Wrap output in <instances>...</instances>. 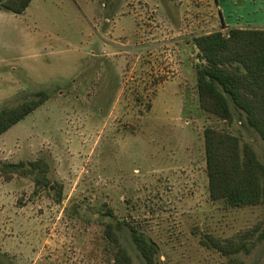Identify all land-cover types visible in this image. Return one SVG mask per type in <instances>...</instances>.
I'll list each match as a JSON object with an SVG mask.
<instances>
[{
	"label": "rangeland",
	"instance_id": "374dc122",
	"mask_svg": "<svg viewBox=\"0 0 264 264\" xmlns=\"http://www.w3.org/2000/svg\"><path fill=\"white\" fill-rule=\"evenodd\" d=\"M214 8L203 0H33L20 15L0 10V111L38 91L49 95L0 141V162L43 159L49 180L63 186L57 204L54 184L34 194L27 178H0V264H113L116 247L104 231L115 222L156 244L155 264H264L257 234L249 254L222 257L201 244L264 228V205L231 209L208 197L204 128L238 137L264 164V141L244 116L228 122L196 109L195 61L185 43L218 28ZM177 10L178 47L135 67L127 40L136 30L154 33L152 40L169 36ZM254 16L250 8L231 15ZM147 61L155 64L144 68ZM116 234L131 264H145L129 229Z\"/></svg>",
	"mask_w": 264,
	"mask_h": 264
},
{
	"label": "trees",
	"instance_id": "16d2710c",
	"mask_svg": "<svg viewBox=\"0 0 264 264\" xmlns=\"http://www.w3.org/2000/svg\"><path fill=\"white\" fill-rule=\"evenodd\" d=\"M32 1L0 0V10L20 15ZM221 29L194 36L189 43L195 61L196 109L228 122L234 120L235 114L244 116V124L264 141V29ZM47 100L48 93L38 91L26 101L0 111V136ZM182 113L185 116V105ZM202 141L209 200L231 209L264 205V164L251 145L209 127L203 129ZM49 170L48 163L40 158L25 163L0 162V178L5 182L27 178L34 194L37 189L49 192L54 184L52 200L60 204L63 186L49 180ZM121 226L129 229L145 264H155L156 244L126 222H115V228L110 223L105 226V238L116 247L113 264H131V257L116 234ZM256 234L258 242L264 240L261 224L225 240L205 236L201 244L222 257L249 254Z\"/></svg>",
	"mask_w": 264,
	"mask_h": 264
},
{
	"label": "crops",
	"instance_id": "0c3cea01",
	"mask_svg": "<svg viewBox=\"0 0 264 264\" xmlns=\"http://www.w3.org/2000/svg\"><path fill=\"white\" fill-rule=\"evenodd\" d=\"M160 3L170 6L172 4H175V2H188V0H158ZM192 1V0H189ZM196 2L198 0H195ZM201 1V0H199ZM208 1L212 2L213 7H215L214 12L216 13V17L212 18V23L215 24L218 28L214 31L222 30L221 28H249V29H264V0H241V4H239V0H203V2ZM245 8H250L251 12L254 16V18L251 21L243 22L238 19H233L231 15L235 14L236 12H240L241 10H244ZM228 14V16H225V14ZM176 15H178L176 17ZM179 17L178 10L175 11V19L170 18L171 21H173V33H169V36L166 34H160L159 40H152L151 37H153L154 33L151 32L149 35H145L143 31L136 30L131 39L127 40L128 43H134L132 47V53L136 56L135 60V67L139 64V58L145 57L147 55H153L156 53V55H162L164 52H166L170 47V49H176L180 43L179 39L177 37H181L182 35L181 31L182 29H178V24L182 22L181 18L178 20ZM168 19V18H167ZM169 20V19H168ZM179 21V22H178ZM205 25V22L203 23ZM219 25V26H218ZM198 27V26H197ZM212 33V32H211ZM209 34V33H204ZM200 34V35H204ZM124 35L121 31L120 33H116V36ZM179 35V36H177ZM199 36V35H197ZM126 43V44H128ZM190 41H187L185 43L186 46H189ZM120 47H122V44L115 45V50H109L111 55L117 56L120 51ZM118 48V49H117ZM109 54V55H110ZM155 64V61L144 63V68L146 67H152V65ZM160 73V72H159ZM167 85V83L164 81L162 83H158L155 86V89L157 90L154 94L152 106L149 109V112L153 111L154 102L159 100V98L162 95V86ZM163 86V87H164ZM43 105V104H42ZM41 105V106H42ZM182 108V107H181ZM36 112V110L34 111ZM34 112H32L30 115H32ZM29 116V115H28ZM26 118V117H25ZM24 118V119H25ZM23 119V120H24ZM21 122V121H20ZM18 122L16 125L18 126L20 124ZM14 125V126H16ZM12 128V127H11ZM10 128V129H11ZM9 129V130H10ZM8 130V131H9ZM6 131L4 134L0 136V141H4L6 137ZM3 138V139H2ZM2 139V140H1ZM14 163V162H13Z\"/></svg>",
	"mask_w": 264,
	"mask_h": 264
}]
</instances>
